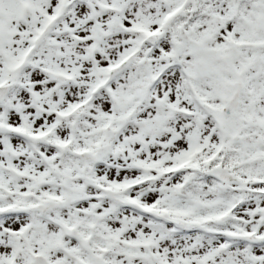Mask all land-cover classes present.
I'll return each instance as SVG.
<instances>
[{
    "label": "snow or ice",
    "instance_id": "1",
    "mask_svg": "<svg viewBox=\"0 0 264 264\" xmlns=\"http://www.w3.org/2000/svg\"><path fill=\"white\" fill-rule=\"evenodd\" d=\"M0 264H264V0H0Z\"/></svg>",
    "mask_w": 264,
    "mask_h": 264
}]
</instances>
